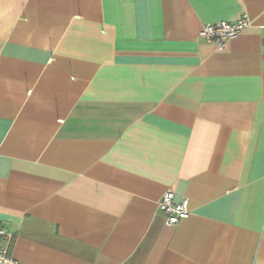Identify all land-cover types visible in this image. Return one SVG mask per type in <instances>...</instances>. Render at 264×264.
Here are the masks:
<instances>
[{"label":"crops","instance_id":"obj_1","mask_svg":"<svg viewBox=\"0 0 264 264\" xmlns=\"http://www.w3.org/2000/svg\"><path fill=\"white\" fill-rule=\"evenodd\" d=\"M0 228L17 264H264V0H0Z\"/></svg>","mask_w":264,"mask_h":264},{"label":"built area","instance_id":"obj_2","mask_svg":"<svg viewBox=\"0 0 264 264\" xmlns=\"http://www.w3.org/2000/svg\"><path fill=\"white\" fill-rule=\"evenodd\" d=\"M249 24L250 21L247 16L241 17L236 22L221 21L215 24H206L202 27L200 36L215 42L222 49L228 40L238 36ZM159 209L166 215L169 225H176L191 215L189 201L187 199L180 202L175 201L174 193L171 190L162 195L159 201ZM11 240L12 236L0 228V264H17L8 249Z\"/></svg>","mask_w":264,"mask_h":264}]
</instances>
